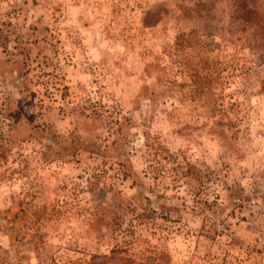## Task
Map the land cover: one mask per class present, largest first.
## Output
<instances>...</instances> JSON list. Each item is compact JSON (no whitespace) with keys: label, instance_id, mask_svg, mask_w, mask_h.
<instances>
[{"label":"rangeland","instance_id":"1","mask_svg":"<svg viewBox=\"0 0 264 264\" xmlns=\"http://www.w3.org/2000/svg\"><path fill=\"white\" fill-rule=\"evenodd\" d=\"M0 264H264V0H0Z\"/></svg>","mask_w":264,"mask_h":264},{"label":"trees","instance_id":"2","mask_svg":"<svg viewBox=\"0 0 264 264\" xmlns=\"http://www.w3.org/2000/svg\"><path fill=\"white\" fill-rule=\"evenodd\" d=\"M237 1L238 3H241V4H245L247 0H235Z\"/></svg>","mask_w":264,"mask_h":264}]
</instances>
